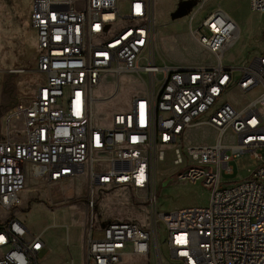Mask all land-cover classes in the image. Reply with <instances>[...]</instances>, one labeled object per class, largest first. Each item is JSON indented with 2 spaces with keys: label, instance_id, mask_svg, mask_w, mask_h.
I'll return each mask as SVG.
<instances>
[{
  "label": "built area",
  "instance_id": "1",
  "mask_svg": "<svg viewBox=\"0 0 264 264\" xmlns=\"http://www.w3.org/2000/svg\"><path fill=\"white\" fill-rule=\"evenodd\" d=\"M198 1L195 13L211 0ZM248 1L264 15V0ZM192 21L188 35L210 62L168 65L158 60L150 0L124 6L121 0H34L28 24L42 82L4 121L0 210L17 208L30 180L54 186L84 178L82 264H164L163 245L167 264H264V158L258 153L264 150V54L241 68L226 65L225 54L239 40L236 23L219 7ZM106 76L114 91L93 98ZM123 76L133 77L142 93L113 113L107 127L98 126L93 105L109 103ZM198 127L215 133L213 144H185ZM167 153L172 167L183 168L175 180L208 191L206 207L158 210L156 165ZM245 154L257 162L254 170L241 181H224L222 175H232L229 163ZM116 189L145 205V226L97 219V194ZM44 250L42 239L18 220L0 227V264H40Z\"/></svg>",
  "mask_w": 264,
  "mask_h": 264
},
{
  "label": "rangeland",
  "instance_id": "2",
  "mask_svg": "<svg viewBox=\"0 0 264 264\" xmlns=\"http://www.w3.org/2000/svg\"><path fill=\"white\" fill-rule=\"evenodd\" d=\"M34 0H0V138L4 135V121L19 103L32 99L42 77L34 72L37 56L35 37L28 24ZM127 0H121L124 6ZM155 17V45L158 60L168 65L199 66L210 62L207 54L189 37L190 20L193 26L215 8H221L238 25L240 39L225 54L224 64L241 68L248 61L264 54V15L254 13L248 0H211L197 13L198 0H150ZM200 33L208 37L206 30ZM22 71V72H21ZM115 81L106 76L93 90L95 99L108 98L114 91ZM142 86L133 77L123 76L117 95L109 103L93 105V119L98 126L107 127L113 113L127 109L129 101L142 93ZM234 98L242 100L240 95ZM16 132L17 126L11 127ZM215 133L207 127L190 130L186 145H211ZM258 153L264 158V150ZM257 162L245 154L233 159L229 166L232 175H222L226 182L246 179ZM183 168H174L167 153L164 162L156 165L157 208L164 213L184 208L206 207L209 193L200 183L175 180L173 175ZM94 214L104 222H134L145 226L146 207L131 192L116 189L97 194ZM84 178L54 186H43L35 180L27 182L20 193L21 204L11 212L0 210V227L18 220L30 235L39 236L45 243L40 264H82V252L88 225ZM163 263L168 254L161 247Z\"/></svg>",
  "mask_w": 264,
  "mask_h": 264
},
{
  "label": "bare ground",
  "instance_id": "3",
  "mask_svg": "<svg viewBox=\"0 0 264 264\" xmlns=\"http://www.w3.org/2000/svg\"><path fill=\"white\" fill-rule=\"evenodd\" d=\"M228 15V14H227ZM232 19V18H231ZM154 20H155V17H154ZM233 20V19H232ZM234 21V20H233ZM235 22V21H234ZM236 23V22H235ZM237 25V24H236ZM238 26V25H237ZM239 28V27H238ZM239 31H240V29H239ZM239 37H240V34H239ZM240 39V38H239ZM239 41V40H238ZM238 43V42H237ZM118 92V91H117ZM117 92H116V94H115V96L117 95ZM114 96V97H115ZM72 260V259H71Z\"/></svg>",
  "mask_w": 264,
  "mask_h": 264
},
{
  "label": "crops",
  "instance_id": "4",
  "mask_svg": "<svg viewBox=\"0 0 264 264\" xmlns=\"http://www.w3.org/2000/svg\"><path fill=\"white\" fill-rule=\"evenodd\" d=\"M33 33H34V32H33ZM34 37H35V35H34ZM35 44H36V41H35ZM38 86H39V85H38ZM38 86H37V87H38ZM37 87H36V89H37ZM36 89L34 90V93H33V94H35ZM33 96H34V95H33ZM42 252H43V251H42ZM42 252H41V253H42ZM41 253H40V254H41Z\"/></svg>",
  "mask_w": 264,
  "mask_h": 264
}]
</instances>
